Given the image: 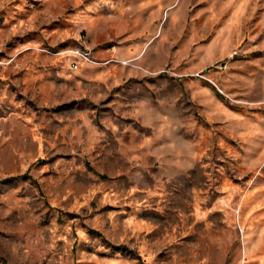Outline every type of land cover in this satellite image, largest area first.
I'll return each mask as SVG.
<instances>
[{
  "label": "rangeland",
  "instance_id": "obj_1",
  "mask_svg": "<svg viewBox=\"0 0 264 264\" xmlns=\"http://www.w3.org/2000/svg\"><path fill=\"white\" fill-rule=\"evenodd\" d=\"M0 264H264V0H0Z\"/></svg>",
  "mask_w": 264,
  "mask_h": 264
},
{
  "label": "built area",
  "instance_id": "obj_2",
  "mask_svg": "<svg viewBox=\"0 0 264 264\" xmlns=\"http://www.w3.org/2000/svg\"><path fill=\"white\" fill-rule=\"evenodd\" d=\"M75 54L82 60H85L88 62H95V59L93 58L92 52L90 50H84V51L76 50ZM73 66H76V65H73Z\"/></svg>",
  "mask_w": 264,
  "mask_h": 264
}]
</instances>
